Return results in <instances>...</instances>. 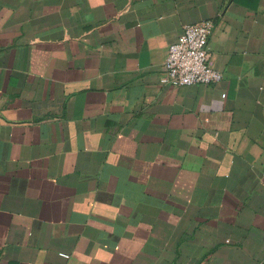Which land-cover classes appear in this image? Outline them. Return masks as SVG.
I'll use <instances>...</instances> for the list:
<instances>
[{
    "label": "crops",
    "instance_id": "0c3cea01",
    "mask_svg": "<svg viewBox=\"0 0 264 264\" xmlns=\"http://www.w3.org/2000/svg\"><path fill=\"white\" fill-rule=\"evenodd\" d=\"M0 264H264V0H0Z\"/></svg>",
    "mask_w": 264,
    "mask_h": 264
},
{
    "label": "built area",
    "instance_id": "2783aa9c",
    "mask_svg": "<svg viewBox=\"0 0 264 264\" xmlns=\"http://www.w3.org/2000/svg\"><path fill=\"white\" fill-rule=\"evenodd\" d=\"M211 20L182 26L177 39L167 47L159 81L170 86L211 84L222 79V72L210 63ZM224 96V94L222 95ZM69 258L66 253H59Z\"/></svg>",
    "mask_w": 264,
    "mask_h": 264
}]
</instances>
